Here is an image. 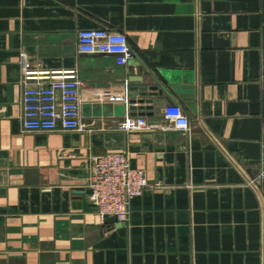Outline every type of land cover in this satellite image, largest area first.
<instances>
[{
  "label": "crops",
  "instance_id": "1",
  "mask_svg": "<svg viewBox=\"0 0 264 264\" xmlns=\"http://www.w3.org/2000/svg\"><path fill=\"white\" fill-rule=\"evenodd\" d=\"M95 27L127 37L126 64L77 52ZM63 71L83 129L23 131L24 73ZM140 85L155 95L130 103ZM139 116L147 128L118 129ZM262 140L264 0H0V264H264ZM107 151L149 182L125 221L100 222L87 198Z\"/></svg>",
  "mask_w": 264,
  "mask_h": 264
},
{
  "label": "built area",
  "instance_id": "2",
  "mask_svg": "<svg viewBox=\"0 0 264 264\" xmlns=\"http://www.w3.org/2000/svg\"><path fill=\"white\" fill-rule=\"evenodd\" d=\"M78 53L110 54L117 64H126L131 57L127 37L106 27L82 28L77 31ZM36 78L35 81H32ZM46 78V82L39 79ZM20 126L23 131L82 130L79 117L80 80L74 71L33 76L26 72L21 79ZM112 100L121 99L111 97ZM126 100V97H122ZM163 113L174 127L186 129L189 121L177 104H168ZM142 116L125 117L118 129L124 132L147 128ZM91 173L87 183V198L94 206L98 219L106 216L118 221L128 219L131 200L149 185L145 172L131 165L123 151L96 153L90 157ZM264 178V140L261 141L259 171L256 180Z\"/></svg>",
  "mask_w": 264,
  "mask_h": 264
},
{
  "label": "water",
  "instance_id": "3",
  "mask_svg": "<svg viewBox=\"0 0 264 264\" xmlns=\"http://www.w3.org/2000/svg\"><path fill=\"white\" fill-rule=\"evenodd\" d=\"M154 86L140 85L138 87H133V91L131 92L132 96H139L137 98H131L130 103L138 102L141 104L142 102H151V97H146L147 95H155L156 92L153 91ZM149 90V91H148ZM142 105H140V108Z\"/></svg>",
  "mask_w": 264,
  "mask_h": 264
}]
</instances>
